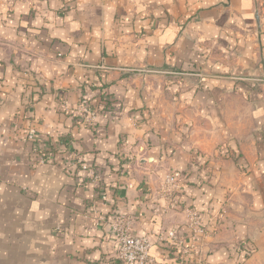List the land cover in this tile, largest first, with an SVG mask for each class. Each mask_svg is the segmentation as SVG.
Returning <instances> with one entry per match:
<instances>
[{"label": "crops", "instance_id": "obj_1", "mask_svg": "<svg viewBox=\"0 0 264 264\" xmlns=\"http://www.w3.org/2000/svg\"><path fill=\"white\" fill-rule=\"evenodd\" d=\"M192 210L198 254L159 239ZM114 212L149 264H264V0H0V264H125Z\"/></svg>", "mask_w": 264, "mask_h": 264}, {"label": "built area", "instance_id": "obj_2", "mask_svg": "<svg viewBox=\"0 0 264 264\" xmlns=\"http://www.w3.org/2000/svg\"><path fill=\"white\" fill-rule=\"evenodd\" d=\"M86 99L77 107V110H85L87 113V121L93 124L97 118V109L93 103ZM36 133L30 131L28 137L33 139ZM75 159L79 164V168L84 171L88 179L96 181L99 179L98 172L82 157L75 155ZM184 174L181 170L172 169L166 178L165 192L173 194L179 192L183 188ZM112 230L118 241V258L125 264H149L153 260L150 251L153 248V241L150 237L138 235L134 232L132 222L124 216H117L112 222ZM206 229L203 225L201 217L197 211H190V219L186 230L172 228L159 233V239L165 242L170 248H182L198 254L200 251L199 237L206 235ZM190 240L192 243L187 244Z\"/></svg>", "mask_w": 264, "mask_h": 264}, {"label": "rangeland", "instance_id": "obj_3", "mask_svg": "<svg viewBox=\"0 0 264 264\" xmlns=\"http://www.w3.org/2000/svg\"><path fill=\"white\" fill-rule=\"evenodd\" d=\"M86 98L85 97H83L82 99H81V101H80V103H79V105H78V107L83 103V101L85 100ZM87 100L88 101H90V102H92L93 104L92 105H94L95 106V108L97 109V118L99 117V115L102 113L101 111H100V108L103 106V103L101 104L100 102H99V98H95L94 97V95H93V97H91V98H88L87 97ZM100 105V106H99ZM113 107V105H110V107L105 111V112H107V111H112V108ZM80 115H82V117H83V119H82V121L83 122H86V123H88V121H87V113H86V111L85 110H80ZM97 118H96V120H95V122L97 121ZM94 122V123H95ZM93 123V124H94ZM89 124V123H88ZM92 125V124H91ZM70 155H71V161H72V163L73 164H75V166L76 165H78V167H79V164L77 163V160L75 159V155L76 154H78L76 151H74V150H70V153H69ZM79 156V155H78ZM73 164H71V165H73ZM92 166V165H91ZM92 167H94V166H92ZM95 169H96V172H98L97 171V168L96 167H94ZM99 180H100V178L97 180L98 182H99ZM97 182V183H98ZM113 220L117 217V216H122V214L121 213H116V212H114L113 213ZM112 234L114 235V233H113V230H112ZM243 245L244 246H249L250 248H255L254 246H252L251 244H249V243H240L237 247L239 248V251L241 252V255H242V257H241V263H244L245 262V260L247 259V258H249L254 252H255V250L253 251V253L249 256V257H247V258H245V259H243Z\"/></svg>", "mask_w": 264, "mask_h": 264}, {"label": "trees", "instance_id": "obj_4", "mask_svg": "<svg viewBox=\"0 0 264 264\" xmlns=\"http://www.w3.org/2000/svg\"><path fill=\"white\" fill-rule=\"evenodd\" d=\"M99 88H101L100 91L97 92L94 95V97L100 99L99 102L101 104L103 103V106L100 108V111L102 113H106L105 111L110 107V105H112V102L109 99V97L107 96V94L104 92V90L102 89V88H104V86L103 87H99ZM93 89L95 90L96 88H93ZM243 250H244L243 251V259H245V258L249 257L253 253V251L255 250V248L252 249L249 246H244L243 245Z\"/></svg>", "mask_w": 264, "mask_h": 264}]
</instances>
